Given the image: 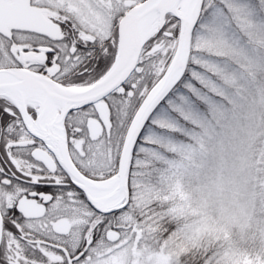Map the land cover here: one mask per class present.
I'll return each instance as SVG.
<instances>
[{
  "label": "snow or ice",
  "instance_id": "snow-or-ice-1",
  "mask_svg": "<svg viewBox=\"0 0 264 264\" xmlns=\"http://www.w3.org/2000/svg\"><path fill=\"white\" fill-rule=\"evenodd\" d=\"M0 264H264V0H0Z\"/></svg>",
  "mask_w": 264,
  "mask_h": 264
}]
</instances>
